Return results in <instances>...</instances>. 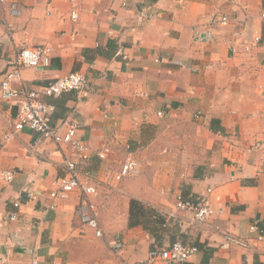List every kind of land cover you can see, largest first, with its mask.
<instances>
[{"label": "crops", "instance_id": "obj_1", "mask_svg": "<svg viewBox=\"0 0 264 264\" xmlns=\"http://www.w3.org/2000/svg\"><path fill=\"white\" fill-rule=\"evenodd\" d=\"M17 1L18 16L0 4V84L3 58L51 46L49 66L22 70L25 86L87 76V97L44 100L56 107L52 121H79L92 156L16 131L17 107L0 95V264H132L176 240L199 248L185 264H264V240L250 228L257 221L264 231V0ZM130 152L138 170L117 182L113 171ZM68 158L99 185L91 198L103 237L75 214L77 193L50 197ZM179 194L209 199L206 225L170 220L157 235L129 227L130 198L163 214ZM117 237L119 250L110 245Z\"/></svg>", "mask_w": 264, "mask_h": 264}, {"label": "built area", "instance_id": "obj_2", "mask_svg": "<svg viewBox=\"0 0 264 264\" xmlns=\"http://www.w3.org/2000/svg\"><path fill=\"white\" fill-rule=\"evenodd\" d=\"M0 4L9 6L8 12L10 15L18 16L20 14L17 0H0ZM71 16L73 19H77V12L73 10ZM221 21L227 23L228 18L223 16ZM52 52L53 48L47 44L27 45L17 48L13 58H3L9 68L0 84V95L10 101L14 107H17L14 119V129L16 131L28 128L44 138L54 140L59 145L75 149L83 160H89L92 156V149L81 142L78 137L79 121L72 115L52 121L56 107L44 100V96H60L71 91L79 92L83 97H87L90 93L87 76L82 72L73 71L39 88L25 86L22 70L24 68L37 70L46 68L51 63ZM127 147L128 149L131 148L129 145ZM109 152L110 149L105 147L96 152V155L100 160L105 161ZM65 167L67 174L54 182V187L49 193L50 197L53 200H66L73 193H77L79 201L75 207V214L83 224L93 228L97 236L102 237L104 231L100 224V209L91 198L99 194V185L94 182L93 173L89 170H81L78 168L77 163L69 158L65 160ZM137 170L138 163L130 152L120 168L113 171L112 177L119 182L136 174ZM2 177L7 181H11L14 174L10 170H4ZM19 205V201L14 203L16 207ZM51 207L53 208L54 205H51ZM213 213L214 208L208 198L192 201L179 194L174 209L171 212L163 213V216L166 222L179 219L181 222L189 223V225L202 227L207 224ZM250 228L252 231L259 232V240H264V231L259 227L257 221ZM110 245L112 248L119 250L122 247V239L117 237ZM198 251L197 246L176 240L168 246L152 248L147 259L135 261L132 264H185Z\"/></svg>", "mask_w": 264, "mask_h": 264}, {"label": "trees", "instance_id": "obj_3", "mask_svg": "<svg viewBox=\"0 0 264 264\" xmlns=\"http://www.w3.org/2000/svg\"><path fill=\"white\" fill-rule=\"evenodd\" d=\"M129 227L142 225L152 234L166 227V219L157 209L145 204L144 202L131 198L129 203Z\"/></svg>", "mask_w": 264, "mask_h": 264}, {"label": "rangeland", "instance_id": "obj_4", "mask_svg": "<svg viewBox=\"0 0 264 264\" xmlns=\"http://www.w3.org/2000/svg\"><path fill=\"white\" fill-rule=\"evenodd\" d=\"M121 181H122V180H121ZM119 182H120V181H119ZM162 190H163V189L161 188V189H160V193H163ZM98 196H99V195H97L96 197H98ZM130 199H131V198H130ZM118 201H119V200H118ZM121 206H122V205H121ZM121 206H119V207H121ZM119 209H120V208H119ZM171 221H172V220H171ZM174 221H177V222H176L177 224H180V225L183 224L181 221H179V219H174ZM103 236H104V235H103ZM103 236H102V237H103ZM99 237H100V236H99ZM179 239H181L180 236H179Z\"/></svg>", "mask_w": 264, "mask_h": 264}]
</instances>
